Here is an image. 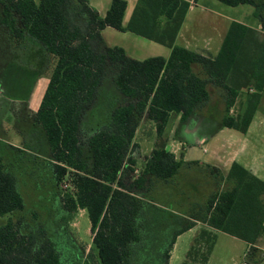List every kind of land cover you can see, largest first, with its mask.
Listing matches in <instances>:
<instances>
[{
  "label": "trees",
  "instance_id": "trees-1",
  "mask_svg": "<svg viewBox=\"0 0 264 264\" xmlns=\"http://www.w3.org/2000/svg\"><path fill=\"white\" fill-rule=\"evenodd\" d=\"M217 1L250 5L260 28L232 21L217 53L203 56L176 43L188 10L183 0H136L125 26V0H111L103 17L87 0H0V59L10 61L5 75L13 77L14 62L23 66L30 44L38 46L39 58L46 55L45 63L48 58L52 61L47 86L31 119L46 138L55 182L71 174L73 192L62 199L64 208L69 212L81 208L88 216L92 238L85 264H130V245L139 240L136 218L140 209L132 190L143 186L145 175L171 179L186 163L164 147L153 148L140 174L125 185L120 173L137 115L145 113L160 132L171 113L179 114L184 122L199 110L208 101L212 85L224 92L218 128L246 133L263 99L264 0ZM107 26L166 46L170 53L166 58H132L122 47L104 44L100 32ZM109 65L115 70L116 89L129 101L111 110L110 128L89 136V166L79 141V122ZM195 66L199 73L193 70ZM17 71L22 75L23 70ZM236 104L238 112L232 115ZM21 149L0 140V216L6 217L0 224V264H61L43 229L40 237L23 233L22 218H13L23 211L24 201L7 159L16 160ZM218 175V184L224 187L217 185L207 197L200 220L205 227L193 239L195 247L187 252L184 264L207 263L214 231L246 243L244 260L256 264L262 259L256 245L264 238V181L237 162L231 163L225 175L220 171ZM194 224L178 230L175 237Z\"/></svg>",
  "mask_w": 264,
  "mask_h": 264
},
{
  "label": "rangeland",
  "instance_id": "rangeland-1",
  "mask_svg": "<svg viewBox=\"0 0 264 264\" xmlns=\"http://www.w3.org/2000/svg\"><path fill=\"white\" fill-rule=\"evenodd\" d=\"M200 4L206 9V13L220 14L223 22L226 18L240 20L242 18L240 14L246 9L239 8L241 6H228L217 0H201ZM241 5L250 7L247 4ZM245 20L250 21L251 16ZM105 36L112 45H125L131 56L135 58L163 55V51L159 50L165 51L166 49L163 45L145 38H137L140 39L139 43L143 45L142 48L137 46L130 48L128 45L132 43H125L121 36L115 38L107 34ZM21 70H23L24 77L29 75V73L26 74V69ZM193 70L200 72L197 66ZM8 75L10 77L5 73L2 74L5 78L3 80L6 81L4 86L7 90H12L13 85L11 87L8 83V79L12 76ZM114 75L115 70L109 65L102 76L93 103L83 113L79 122V141L89 166L91 159L86 149L89 136L100 129L110 128L111 110L129 101L116 89ZM28 89L29 86L26 83H23L21 88L16 87L20 95L26 94ZM208 90L209 99L196 115H193L189 121L181 123L179 114L171 113L167 124L160 132L156 131L155 122L149 120L145 113L136 116L135 134L125 155V167L120 173L125 185L140 174L143 163L153 148L164 147L173 153L176 159L181 158L183 148H189L185 153V158L190 161L184 163L171 179L159 180L147 174L144 176L143 186L140 189L133 188V193L140 201V209L136 218L139 240L130 245V264H184L188 260L187 252L192 245L195 247L193 239L197 237L202 226H205L200 220L207 197L217 185L219 189L224 187L223 184H218L219 170L209 164H199L195 161H209L213 150H224L227 141L233 142L222 134L228 130L215 133L219 127L216 123H219L224 113V92L212 85L208 86ZM39 96L40 93H38ZM263 111L264 105L256 111L254 123L257 124V120L264 115ZM237 112L236 104L231 108L230 114L235 115ZM16 119L19 123V118ZM24 119L27 120V116H24ZM236 133L245 137L243 133L238 131ZM34 135L37 138V144L25 146L27 144L21 141L22 149L20 154H17L16 160L7 159L24 201L23 211L13 215V218H22L20 228L23 233H34L40 237V229H43L45 236L53 242L58 251L61 264H85V257L90 251L92 238L88 216L81 208H77L74 212H69L64 208L62 199L73 192L71 174L66 173L60 183L55 182L44 134L39 128ZM201 135H212L213 137L204 145H200L195 138ZM247 137L246 139L250 141L255 140V142L262 143L259 144L261 152L255 156L254 161L260 169L264 170V123L254 128ZM203 148H206V151H203ZM128 158L134 163L130 164ZM5 220L6 217L0 216V224ZM189 223L197 224L196 228L175 237L178 230ZM214 235L215 241L208 264H242L245 243L219 231H216ZM257 263L264 264L263 259Z\"/></svg>",
  "mask_w": 264,
  "mask_h": 264
},
{
  "label": "crops",
  "instance_id": "crops-1",
  "mask_svg": "<svg viewBox=\"0 0 264 264\" xmlns=\"http://www.w3.org/2000/svg\"><path fill=\"white\" fill-rule=\"evenodd\" d=\"M87 1L90 7L94 9L98 13V15L101 17L105 15L107 9L109 8L110 2H111V0H87ZM125 1H126V8H125V12H124L123 19H122L123 26L126 25L131 15V12L134 8V5L136 3V0H125ZM200 2L201 0H196L195 6L187 10L185 18L181 24V27L176 37L177 44L182 45L185 48L190 49L196 53H199L203 56H214L217 53L219 46L221 44L222 38L225 32L227 31L229 24L232 21L240 22L254 29L260 28L259 23L252 15L253 8L250 5H249L250 7H243L242 5L235 6V7L241 6L239 8H246L240 14V16L242 17L240 18V20H236L234 18H226L225 22H223L222 21L223 17L217 12H213V14L206 13V9H204V7L201 6ZM194 10H197V11H194ZM250 16H251V20L247 22L245 19H249ZM100 34H101L102 40L105 45L109 47L120 46L124 49L125 53L132 58H135V57L131 56L128 48L125 45L110 44L105 34L111 35L113 38H115L116 36H121L122 40L125 43L126 42L132 43L128 45L130 48L135 47V46H137L138 48L143 47V45L139 43L141 42L139 41L140 39H137V38H142V37L136 34H133L131 32H127V31L123 32V31H119V30H116L114 28L107 26L103 30H101ZM117 34H120V35H117ZM164 47L166 48L165 51L159 50V51H163L162 52L163 55H155V56H162L164 58L168 57L170 53V49L166 46ZM25 52H27V56H24L26 61L23 62L24 63L22 64L23 66L21 67L16 66V63L14 62L15 64L14 66L16 68L14 70L13 77L8 79V83L11 86L13 85L12 90H7L5 88L4 84L6 81L3 80L5 78L2 76V74L5 73L7 67L10 66L9 65L10 61L6 59V62H5V59L3 60L0 59V73H1L0 75V140L2 142L8 143L18 148H21L20 147L22 145V144L20 145L21 141L27 144L25 146H34L35 144L38 143L37 138L34 135V132L40 127L33 124L31 117L39 106L42 95L47 86L48 78H49L51 67H52V61L50 58H48L47 63H45L47 60V58L45 57L46 55L42 56L41 58L38 57L39 49L37 45H31V44L28 45ZM135 59L142 60L144 58H135ZM18 68L26 69L29 75L27 77H24L21 74H18L17 73ZM23 82L26 84H31V86H29L28 92L26 94L20 95L18 94V91L16 90L15 85L22 84ZM38 89H40V91H38ZM38 93H40L39 97H38ZM262 98L263 99H261V101L259 102L256 111L263 108L264 90L262 93ZM197 111L194 112L186 121H189L193 115H196ZM255 113L252 117V120L248 126L246 133L243 135L245 137H242L241 134L236 133L237 132L236 130H233L230 128H218V130L215 133L217 134L222 133L226 129L228 131L222 134H224V137L231 139L233 142L229 143L227 141L225 143L226 146L223 145L224 148H226L224 150H221V151L219 149H216L215 151L213 150L212 156H210L211 160L209 161L195 160V161H198L199 164H209L212 167H215L217 170H219L224 175L228 171L231 163L237 162L241 164L242 166H244L246 169H248L255 176H257L258 178L264 181V170L260 169L259 165L256 164V162L254 161L255 156L261 152L260 150L261 146L259 144H262V143L255 142V140L250 141L249 139H246L248 138L247 137L248 133H251V131L254 128H258L261 124L264 123V115H262V117H260L257 120L258 125L254 123ZM24 116L25 117L27 116V120L24 119ZM17 117L19 118V123H18V120L16 119ZM204 119H207V117H205ZM184 122H181V123H184ZM216 124L218 125L219 123H216ZM212 135L197 136L195 140L197 141L198 144L204 145L205 143L208 142L210 138L213 137ZM214 136L216 135L214 134ZM45 142H46V138H45ZM46 145H47V142H46ZM188 149L183 148V153H181L182 155L181 158L183 162L190 161L189 159L185 158V153ZM203 151H206V148H203ZM196 226L197 224H195L193 227H191L190 229L186 231L189 232L193 230L194 228H196ZM204 227L202 226V228ZM215 232L216 231H214V233ZM183 233H181L180 235H182ZM180 235H178V237ZM261 240H263V242H261ZM245 245L246 247H245L244 257H245V253L248 247L246 243ZM262 245H264L263 238L259 239L256 246L259 249H261L262 251L261 258L263 259V262H264V246ZM210 254H209V257H210ZM209 257H208L206 264H208Z\"/></svg>",
  "mask_w": 264,
  "mask_h": 264
},
{
  "label": "built area",
  "instance_id": "built-area-1",
  "mask_svg": "<svg viewBox=\"0 0 264 264\" xmlns=\"http://www.w3.org/2000/svg\"><path fill=\"white\" fill-rule=\"evenodd\" d=\"M183 1L187 2L188 9L193 8L195 6V4H196V0H183ZM242 264H247V262L245 260H243Z\"/></svg>",
  "mask_w": 264,
  "mask_h": 264
}]
</instances>
